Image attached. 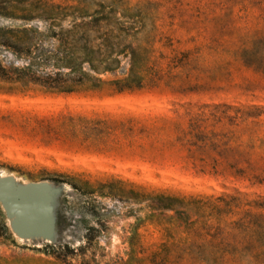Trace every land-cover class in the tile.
I'll use <instances>...</instances> for the list:
<instances>
[{
	"label": "trees",
	"instance_id": "1",
	"mask_svg": "<svg viewBox=\"0 0 264 264\" xmlns=\"http://www.w3.org/2000/svg\"><path fill=\"white\" fill-rule=\"evenodd\" d=\"M153 4L0 0V81L8 84L0 90L10 93L36 83L49 92L106 88L119 94L163 84L191 93L209 87L223 70L220 65L230 63L264 75L263 32L249 42L243 41L247 34L234 30L205 43L189 36L185 43L191 46L179 48L174 23L163 32ZM221 38L239 45L224 44ZM117 72L119 77L102 79ZM261 117L264 110L257 106L212 104L183 116H156L153 123L130 117L126 130L130 142L144 141L153 149L152 161L164 149L173 150L182 168L198 176L264 188ZM166 129L170 138L162 139L159 132ZM139 146L140 152L146 150ZM77 183L70 185L90 198L87 208L99 224L100 203L94 196L138 206L137 212L145 214H130L132 227L142 220L159 227L162 240L150 251L148 264H264V196L238 188L187 193L122 180ZM0 226L7 233L1 210ZM92 231L99 233L88 228L79 250L93 246Z\"/></svg>",
	"mask_w": 264,
	"mask_h": 264
},
{
	"label": "rangeland",
	"instance_id": "2",
	"mask_svg": "<svg viewBox=\"0 0 264 264\" xmlns=\"http://www.w3.org/2000/svg\"><path fill=\"white\" fill-rule=\"evenodd\" d=\"M130 1L154 2L163 32L174 23L179 48L191 46L185 43L189 36L205 43L234 30L247 34L243 41L249 42L255 33H264V0ZM220 41L239 45L226 38ZM220 67L215 82L191 93L163 84L119 94L106 88L49 92L36 83L10 93L0 90V210L7 228L6 233L0 226V264H148L162 232L146 220L132 227L130 214L143 217L145 212H137L132 203L94 196L100 203V226L87 208L90 198L71 182L79 186L80 180L94 185L122 180L187 193L238 188L264 196L263 187L215 181L182 168L173 150L164 149L152 161L153 149L128 138L130 117L153 123L156 116H183L212 104L264 110L263 74L239 63ZM114 77L119 73L102 79ZM6 86L0 81V87ZM260 121L264 137V117ZM159 133L162 139L170 138L167 129ZM139 144L146 148L142 153ZM88 228L99 233L92 231L94 247L81 251ZM134 233L137 242L131 247Z\"/></svg>",
	"mask_w": 264,
	"mask_h": 264
},
{
	"label": "bare ground",
	"instance_id": "3",
	"mask_svg": "<svg viewBox=\"0 0 264 264\" xmlns=\"http://www.w3.org/2000/svg\"><path fill=\"white\" fill-rule=\"evenodd\" d=\"M50 227H52V224L50 225Z\"/></svg>",
	"mask_w": 264,
	"mask_h": 264
}]
</instances>
